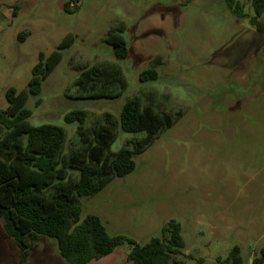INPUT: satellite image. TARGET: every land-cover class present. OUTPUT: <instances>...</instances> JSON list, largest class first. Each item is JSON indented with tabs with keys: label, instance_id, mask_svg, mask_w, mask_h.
Returning <instances> with one entry per match:
<instances>
[{
	"label": "rangeland",
	"instance_id": "obj_1",
	"mask_svg": "<svg viewBox=\"0 0 264 264\" xmlns=\"http://www.w3.org/2000/svg\"><path fill=\"white\" fill-rule=\"evenodd\" d=\"M251 1L233 0L238 17L226 0H0V110L9 88H26L39 53L48 56L65 35L74 37L40 95L25 102L32 126L63 128L65 158L85 150L76 124L63 120L68 112L86 111L89 131L107 126L106 116L117 120L134 98L160 117L161 132L135 157L134 172L78 200L82 217L94 214L109 234L139 244L175 220L184 255L192 257L183 258L187 264H214L233 246L250 264L264 247V35L249 25ZM67 2L79 10L66 14ZM115 26L129 49L123 61L105 43ZM20 32L29 33L24 41ZM102 62L121 67L125 87L115 99H81L77 80ZM146 69L156 80L140 81ZM142 137L114 127L109 152ZM130 249L125 242L88 264H129ZM0 264H14L1 233ZM26 264L68 263L56 242L43 238Z\"/></svg>",
	"mask_w": 264,
	"mask_h": 264
},
{
	"label": "trees",
	"instance_id": "obj_2",
	"mask_svg": "<svg viewBox=\"0 0 264 264\" xmlns=\"http://www.w3.org/2000/svg\"><path fill=\"white\" fill-rule=\"evenodd\" d=\"M191 0H185L190 2ZM227 6L238 17L241 9L233 0ZM253 15L249 25L259 35H264V0H252ZM66 14H73L79 6L63 5ZM123 28L111 27L105 43L111 48L116 61L127 58L129 49L122 34ZM29 35L20 32L24 41ZM74 37L65 35L48 55L38 54L25 89L17 92L9 88L5 93L7 107L0 110V233L8 242L14 264H26L29 252L39 239L56 242L60 256L68 264H88L111 254L127 242L131 249L129 264H187L183 258L185 242L179 222L170 220L160 229V236L144 244L120 234H109L101 219L88 214L82 217L78 204L81 198L97 194L110 180L125 178L134 172L135 157L161 132L159 115L151 108H142L139 100H127L121 107L118 119L106 116L107 126L89 131L84 127L87 112L75 110L64 115L66 124H76L84 152L74 151L63 156L65 131L62 127L29 123L31 111L25 108L28 96L38 97L42 84L62 60L64 50L72 46ZM154 69L140 74L142 83L156 80ZM81 99H115L125 87L121 67L115 62H102L91 66L77 80ZM114 127L129 135L143 137L132 148H121L110 153ZM63 166V167H61ZM75 171L68 175L65 168ZM196 259L194 264H203ZM214 264H245L238 246H233L224 259L216 258ZM251 264H264V247L252 258Z\"/></svg>",
	"mask_w": 264,
	"mask_h": 264
},
{
	"label": "water",
	"instance_id": "obj_3",
	"mask_svg": "<svg viewBox=\"0 0 264 264\" xmlns=\"http://www.w3.org/2000/svg\"><path fill=\"white\" fill-rule=\"evenodd\" d=\"M252 262V261H251ZM251 262H250V264H251Z\"/></svg>",
	"mask_w": 264,
	"mask_h": 264
}]
</instances>
